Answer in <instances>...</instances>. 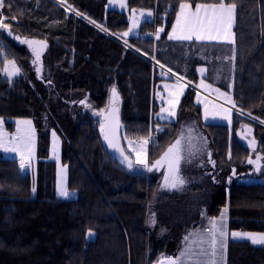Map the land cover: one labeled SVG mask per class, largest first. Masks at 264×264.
I'll list each match as a JSON object with an SVG mask.
<instances>
[{"label":"trees","instance_id":"obj_1","mask_svg":"<svg viewBox=\"0 0 264 264\" xmlns=\"http://www.w3.org/2000/svg\"><path fill=\"white\" fill-rule=\"evenodd\" d=\"M107 2L3 0L0 17L11 32L49 42L50 74L40 76L29 60L32 49L0 30V118L10 129L14 120L32 118L37 133L32 169H21L20 158L0 150V264H159L180 251L183 234L201 221L203 209L218 217L227 208V231L264 232V182L230 177L233 169L248 167L251 155L236 130L243 122L250 124L264 151V124L239 114L232 129L203 123L193 87L183 97L176 121L161 120L155 101L157 84L173 77L160 76L162 65L190 83L204 78L230 92L242 110L264 121V0H225L237 7L235 43L220 44L219 50L210 45L205 51L199 48L206 45L169 39V34L180 2L219 0H128L131 9L155 14L129 39L122 37L129 28L128 14L107 9ZM160 28L164 31L154 39L151 34ZM225 48L235 56L232 85L213 76L206 60ZM9 60L20 74L3 71ZM201 66L207 75H200ZM113 86L122 98L125 144L155 131L148 142L154 162L177 140L183 118L194 116L210 138L215 180L210 178L199 192L192 184L157 202V182L118 163L105 144L100 114ZM82 99L87 103L79 104ZM53 131L61 138V161L68 169V187L76 192L73 198L56 192ZM226 254V264H264V244L230 239Z\"/></svg>","mask_w":264,"mask_h":264},{"label":"rangeland","instance_id":"obj_2","mask_svg":"<svg viewBox=\"0 0 264 264\" xmlns=\"http://www.w3.org/2000/svg\"><path fill=\"white\" fill-rule=\"evenodd\" d=\"M192 9L195 10L196 4H192ZM107 9H117L120 11H124L128 14L129 19V28L125 31L129 34L125 37L126 39H129L130 37L137 36L140 34V28L141 24L145 21L144 17L140 16V12L143 10L144 12L151 11V9H131L129 7L128 0H108ZM135 10V11H133ZM179 12V10H178ZM2 10L0 11V15L2 14ZM236 16H237V7L235 9L234 14V23L231 31L234 33V40H235V31L234 26L236 23ZM153 17V15H152ZM151 17V18H152ZM138 19V26L133 28V20ZM150 18V19H151ZM0 22L3 23L2 18L0 17ZM176 23V21H175ZM129 29H133V31L129 32ZM172 32V31H171ZM156 31H154L151 36H154V39L157 38L156 35H154ZM171 34V33H170ZM196 40V39H193ZM223 41V40H221ZM123 43L127 44L126 41H122ZM183 42L191 43L192 40H183ZM220 41H199L196 40V45H207L205 47L199 48L200 51L208 50V45L212 44H218ZM226 44L230 43L228 41H224ZM46 47L40 49V60L38 64H33L32 61L34 59V55L31 51V56L29 58L30 63L34 70L37 71V67H40V71L38 74L42 77H46L50 74V64L48 60V51H49V42H45ZM185 48L187 49L188 46L186 45ZM214 50V49H213ZM228 49H223L221 53L216 55V52L213 53L206 59L207 63L210 65V71L213 76L218 78H223V80H228V84H233V71H234V60L230 59L233 56V53L226 51ZM196 51V50H195ZM220 52V51H219ZM209 52H204V54ZM48 55V56H47ZM198 58V57H197ZM196 58V59H197ZM12 61V60H9ZM8 63L6 64L5 68H8L9 71H12L13 66ZM15 67L17 65L15 64ZM206 69V66H202L200 69ZM173 76L170 79L167 77L169 75ZM160 76L167 77V79L161 80L156 88H155V101L159 105V111L157 116L163 120V121H176L179 119L180 113H181V102L183 100V97L185 96L189 86L186 81L183 80V76H180L176 74L175 72L171 71L169 73L168 71H165L163 69V72H160ZM170 77V76H169ZM182 79H179V78ZM178 80L179 85H184L182 90L178 86ZM186 80V79H185ZM200 80H204V78H201ZM190 83V82H189ZM193 84V83H192ZM203 84L209 85L210 87L205 88L202 86V83L199 84H193L191 87L196 89V97L195 101L196 103L201 107L202 110V122L203 123H220V124H227L231 127L234 126L235 123V115L239 114L241 116H248L254 120L258 119L256 117L249 115L247 111L242 110L235 102L232 94H228L226 91H221L218 88L213 87L210 85V83L203 81ZM166 86H173V87H166ZM198 87V89H197ZM200 89V90H199ZM204 90V91H201ZM112 90V89H111ZM219 90V91H217ZM119 92V91H118ZM169 92H172L173 99L177 100L175 107V113L176 115L174 117H169L167 113L161 114L162 108H168L169 105L167 103L168 100V94ZM178 93V96L176 95ZM222 93L227 95H222ZM120 94V93H119ZM121 97V95H120ZM228 97H231V99L235 102V108L231 103L228 102ZM111 92L109 96V107L111 103ZM112 103H119L122 107V98L121 101H119L117 98L112 100ZM224 109H230V113L224 112ZM228 117V118H226ZM2 124H0V134H3V136L8 140H14L18 137V135H22V130L26 127L25 125L21 124L20 121L30 120L32 122V128L34 129V144L32 149V156L30 161L26 162L27 168L32 169L37 164V133L35 129V122L32 118H19L14 120V128L10 129L6 125V121L3 118ZM259 120V119H258ZM264 123V121H262ZM157 128H161V126H157ZM192 129V132L189 133L188 129ZM123 129V125H122ZM18 130H20L18 132ZM181 133H183V139H181ZM236 134L240 142H242L245 146H247L250 151L251 155L247 159L248 167L243 170H237L235 171L236 178L240 181H247V182H264V177L260 175L261 172L264 171V151L261 150L259 141L254 135L253 127L243 122L240 127L236 130ZM157 133L155 131H151L150 134L147 137H141L136 138L133 140H127L125 144V148L127 152L131 155L134 162L136 163V171L140 172L141 174L149 177L151 180H154L157 182V194H156V201L160 202L165 198H169L172 195H175L181 191H183L187 186H191L192 184L198 185L197 191L201 189H205L208 187V180L214 179L213 177V171L217 169L216 166V160L214 157V152L210 143L209 136L204 132L202 127L199 125L198 120L194 116L187 115V117L183 118L181 121L180 131L177 137V140H181L180 148H181V156L183 157L179 164V175L183 177L185 180V183L178 188H168L164 187V177L166 175H170L166 172V164L162 167L156 166L154 168H151V170H148L149 168H145L142 165L137 163V159L139 156L143 155L144 150L146 149V159L148 164H152L153 161L149 160V143L147 145H143V140L151 136V141ZM137 139L142 140L141 144H137ZM206 141V145H205ZM249 141H252V143H249ZM124 142V141H123ZM176 142V141H175ZM175 142L173 144H175ZM172 145V144H171ZM134 149L136 151H134ZM2 154L6 157L11 158H20L19 153H13L10 151H4L2 148H0ZM51 158L56 161L57 163V175H56V192L58 195V188L61 181V169L64 168L66 165H64L61 161V138L58 135L57 132L53 131L51 135ZM255 161V163H250L249 161ZM214 162V163H213ZM260 162L259 168L257 171H254L255 164ZM251 164V166H250ZM232 173V172H231ZM243 174L242 176H239L237 174ZM230 177H232L230 175ZM235 178V177H232ZM64 180L66 187L72 195L68 198L76 197V192L69 189L68 187V169L66 166V173L64 175ZM35 191L36 187L34 186ZM61 197V196H60ZM225 210V209H224ZM223 210V212H224ZM203 215L201 221L193 228L186 231L182 238H181V248L179 252H176L174 254H169L166 257L174 256L177 258L182 251H185V249L188 250V253L185 255V257L182 258L183 264H208L209 257L207 255H203L202 252L207 249V239L208 236L206 235L207 230H209L212 227L211 221H217L219 222L220 216L218 217H212L207 214L206 209H203ZM222 212V213H223ZM226 216V214H225ZM226 223V222H225ZM227 230V229H226ZM228 236L226 238V248L223 252V261H221L220 254L218 252L217 256L214 258V264H226V256H227V243L231 240H248L252 241L248 237L245 236H239V237H233L231 233L237 232V233H249L252 234L255 237H259L261 235H264V232H251V231H245V230H233V231H227ZM190 233H195V235L189 236ZM189 236V240L185 241L184 237ZM203 241V242H202ZM261 243V242H257ZM165 257V258H166ZM161 264H168L167 261H163Z\"/></svg>","mask_w":264,"mask_h":264},{"label":"snow or ice","instance_id":"obj_3","mask_svg":"<svg viewBox=\"0 0 264 264\" xmlns=\"http://www.w3.org/2000/svg\"><path fill=\"white\" fill-rule=\"evenodd\" d=\"M63 2V0H62ZM5 7L3 0H0V9ZM11 7V5H8ZM236 4L235 3H225V0H219L218 3H198L196 4L195 10L192 9V5L189 3H179V12L177 13L176 23L172 26V32L169 34V39H176V40H199V41H228L230 43H235L234 40V33L231 31L234 23V14H235ZM135 11V10H133ZM79 14V13H78ZM153 13L151 11L144 12L143 10L140 12V16L144 17L145 21H150ZM13 20L16 19L15 16L12 17ZM138 26V19L133 20V28ZM9 29V25L7 23L0 22V30ZM133 31V29H129V32ZM164 29L160 28L154 35L159 37L160 32H163ZM11 34V33H9ZM129 33L125 32L122 34V37H126ZM18 39V37H17ZM23 43L27 44L31 49L34 55V59L32 63L38 64L40 60V49L46 47V43L44 41H37V40H28L25 39L22 41ZM230 59L234 60L235 56L233 55ZM159 63V61H157ZM9 64L13 66L12 71H9L8 68L3 69V71L9 75L14 76L20 74L21 70L18 67H15V61H9ZM41 69L37 67V72ZM171 69H168V72L171 73ZM201 72L206 71V69H200ZM182 79V78H179ZM202 86L205 88L210 87L209 85L203 84ZM178 86L182 90L184 85ZM166 87H173V86H166ZM112 95L115 97L117 95L116 88L113 86L112 88ZM219 91V90H217ZM173 93L169 92L167 103L169 105L168 108H162L161 114L167 113L169 117H174L175 107L177 100L173 99ZM178 96V93L176 94ZM222 95H227L222 93ZM228 102L235 107V102L228 97ZM80 103H86V101H81ZM91 107V105H87ZM230 109H224V112L230 113ZM250 115V113H248ZM228 118V117H226ZM2 119H0V124H2ZM21 124L25 125L26 127L22 130L23 134L18 135V137L14 140L6 139L3 134H0V148L4 151H10L13 153L20 154V161L19 166L21 169L25 168L26 162L30 161L32 156V149L34 144V129L32 128V122L30 120L20 121ZM118 125H113V132L115 127ZM20 130H18L19 132ZM101 131H104L103 126H101ZM189 133L192 132V129H188ZM181 139H183V133L180 134ZM105 140H108L109 145L113 148L119 149L121 156L123 157V162L127 164L128 168L133 167V162L127 156H124L123 149L119 147L118 142L113 143L111 139H109V135L105 133ZM151 136L143 140V145H147ZM252 143V141H249ZM181 140H176L175 144H172L168 147V149L163 153L160 159L154 162L153 166H160L162 162L167 163L168 171L170 175H166L164 177V187L168 188H178L181 187L185 180L183 177L179 175V164L181 159V148H180ZM206 145V141H205ZM134 151H136L134 149ZM146 149L144 150L143 155L139 156L137 159V163L142 165L143 167L147 168L148 163L146 159ZM250 163H255V161H249ZM214 163V162H213ZM148 170H151L149 168ZM66 173V166L61 169V181L58 188V195L64 198H68L72 195L66 187L64 175ZM33 191L35 188L33 187ZM227 208H225L224 212L221 213V217L219 222L211 221L212 227L207 230L206 235L208 239L207 249L202 252L203 255H207L209 257L208 264H214V258L217 256L218 252L220 254L221 261H223V252L226 248V238L228 236V232L226 230V214ZM151 223H155L154 214L151 218ZM93 233L89 230V237H91ZM195 235V233H190L189 236ZM233 237L245 236L252 240L253 243L261 242L264 243V235L259 237H255L249 233H231ZM189 236H185L184 240L188 241ZM203 242V241H202ZM188 253V250L182 251L180 255L175 258H168V264H183L182 258Z\"/></svg>","mask_w":264,"mask_h":264},{"label":"water","instance_id":"obj_4","mask_svg":"<svg viewBox=\"0 0 264 264\" xmlns=\"http://www.w3.org/2000/svg\"><path fill=\"white\" fill-rule=\"evenodd\" d=\"M7 32H8V34L11 33V34H9L11 37H15L16 39L18 37V39L21 40V41L26 39V38L19 37V36L15 35L13 32H11L10 29H7ZM28 40H31V39H28ZM116 92H117V95L115 97H113L112 91H111V99L114 100L115 98H117L119 101H121V97H120V94H119L117 89H116ZM112 100H111V103H110L109 107L100 114L101 119L103 121V128H104L103 137H105V133H107L109 135V139H111L113 143H117L118 142L119 147L123 149L124 156H127L130 160H132L133 167L131 169H133V168L136 167V163L134 162V160L131 157V155L127 152V150L125 148V144L123 142V136H122V125H123L122 107H121V105L119 103H112ZM81 101H86V103H87L86 99H82V100L79 101V104H86V103H80ZM256 120L260 121L258 119H256ZM260 122H262V121H260ZM114 124L118 125V126L115 127L114 132H113V127L112 126ZM104 141H105V144L107 146L108 151L113 156V158L118 163H120L124 167L128 168L127 164L123 162V157L121 156V153H120L119 149L111 147L109 145L108 140H105V138H104ZM161 156L158 159H160ZM154 162L152 164H148L147 168L156 167V166H153ZM165 164H166V172L168 174H170L169 171H168V167H167V163L166 162H162L160 167H162ZM259 165H260V163L257 164V166L255 168L256 171L258 170ZM231 176L232 177H236L234 169L232 170ZM168 258L175 259L174 256H169V257L164 258L162 261H160L159 264H161L163 261H167L168 262Z\"/></svg>","mask_w":264,"mask_h":264},{"label":"crops","instance_id":"obj_5","mask_svg":"<svg viewBox=\"0 0 264 264\" xmlns=\"http://www.w3.org/2000/svg\"><path fill=\"white\" fill-rule=\"evenodd\" d=\"M154 16H155V14L153 13V17L150 19V20H153L154 19ZM173 40H176V39H173ZM177 41H182L183 42V40H177ZM193 42L192 43H194L195 45H196V40H192ZM220 44H226L224 41H220L218 44H214L213 46H212V44H209L208 46H212V50L214 49V50H219V45ZM227 44H231V43H227ZM200 46H203V45H200ZM207 46V45H206ZM218 46V47H217ZM183 51V50H182ZM181 53H183V52H181ZM162 66V65H161ZM202 67V66H201ZM204 67V66H203ZM162 68L163 69H165V71H168V68H166V67H164V66H162ZM200 68V67H199ZM198 71H199V69H198ZM200 73V72H199ZM200 75L201 76H205V75H207V68H206V71L204 72V73H200ZM181 78V77H180ZM183 80L184 81H186L187 82V84H189V85H193L192 83H189L187 80H185L184 78H183ZM202 81H206V82H208V83H210V85H212L213 87H215V88H218L219 90H221V91H225V90H223V89H221L220 87H218V86H216L215 84H213V83H211V82H209V81H207L206 79H204V80H201L200 82H202ZM199 82V83H200ZM198 83V84H199ZM191 86H189V87H191ZM197 89H198V87H197ZM200 90V89H199ZM201 91H204V90H202L201 89ZM227 92V91H226ZM228 94H230L231 95V93L230 92H227ZM233 96V95H232ZM241 240V239H240ZM252 242V241H251ZM253 243V242H252ZM254 244H264V243H254Z\"/></svg>","mask_w":264,"mask_h":264},{"label":"built area","instance_id":"obj_6","mask_svg":"<svg viewBox=\"0 0 264 264\" xmlns=\"http://www.w3.org/2000/svg\"><path fill=\"white\" fill-rule=\"evenodd\" d=\"M141 143H142V140L137 139V144H141Z\"/></svg>","mask_w":264,"mask_h":264},{"label":"flooded vegetation","instance_id":"obj_7","mask_svg":"<svg viewBox=\"0 0 264 264\" xmlns=\"http://www.w3.org/2000/svg\"><path fill=\"white\" fill-rule=\"evenodd\" d=\"M258 163L255 164V167L257 166Z\"/></svg>","mask_w":264,"mask_h":264}]
</instances>
